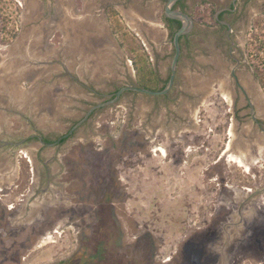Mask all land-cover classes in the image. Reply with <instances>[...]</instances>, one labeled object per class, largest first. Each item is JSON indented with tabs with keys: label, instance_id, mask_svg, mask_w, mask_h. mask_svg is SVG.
Instances as JSON below:
<instances>
[{
	"label": "rangeland",
	"instance_id": "rangeland-1",
	"mask_svg": "<svg viewBox=\"0 0 264 264\" xmlns=\"http://www.w3.org/2000/svg\"><path fill=\"white\" fill-rule=\"evenodd\" d=\"M67 1H44L37 13L33 0H0V58L14 41L11 33L19 32L28 6L32 17L39 15L36 23L47 28L45 40L38 38L42 31H32L29 44L42 43L32 57L48 58L43 68L53 70L54 59L43 55L61 42V33L54 29L61 15L59 6L62 3L70 10L69 4L81 7L87 0ZM189 2L195 12L205 5L200 0ZM161 11L156 4L153 17L159 19ZM132 21L125 14L121 22L136 35ZM109 39L135 76L130 50L120 47L116 35L110 34ZM246 52L264 89V13L254 15ZM58 67L55 64L54 69ZM57 75L53 85L65 86ZM140 97L125 94L98 110L96 135L88 142L79 141L63 156L61 173L54 178L53 200L43 194L42 207L31 219L21 207L35 177L36 166L25 156L32 157L30 150L22 145L0 146V264H84L83 258L89 259L85 264H264V209L257 211L252 202L264 197V158L261 163L258 156L247 161L250 168L245 171L223 155L229 129L219 127L221 99L210 96L199 103L196 126L200 130L184 131L190 143L185 147L179 136L173 143L158 138L157 108L151 97ZM6 118L9 124L0 122L3 140L8 129L11 135L23 134L26 127L21 118ZM162 144L166 155L156 151ZM229 197L232 208L222 212L220 202Z\"/></svg>",
	"mask_w": 264,
	"mask_h": 264
},
{
	"label": "flooded vegetation",
	"instance_id": "flooded-vegetation-1",
	"mask_svg": "<svg viewBox=\"0 0 264 264\" xmlns=\"http://www.w3.org/2000/svg\"><path fill=\"white\" fill-rule=\"evenodd\" d=\"M33 1L35 11L39 13L44 1L49 0ZM200 1L205 5L201 11L197 6V12L192 10L193 6L189 0H177L172 6L190 16L191 27L179 36L174 78L165 93L151 94L129 87L160 91L169 82L172 60L176 54L173 37L181 27V21L165 15L166 0H87L81 7L75 2L68 3L73 14L67 7L64 12H59L62 17L65 16H60L64 26L62 29L57 25L54 28L61 33L60 45L52 47L49 52L41 50L46 53L43 56L50 57L54 50L64 48L63 53L52 54L53 70L46 71L37 66L43 57L34 58L29 55L27 49L25 52L30 58L28 63L27 60L23 62L25 52L20 55L21 63L26 65L29 74L24 75L20 82L27 85L26 90L31 91L25 95L22 105L16 104L17 100L12 98L16 94L10 96L11 102L7 101L2 111L5 110L6 116L15 115L21 118L26 129L21 135H11L13 133L9 129L5 130L9 135L3 140L1 128L0 146L22 145L28 148L32 155V161L29 162L36 166L35 177L30 192L22 199L21 204L27 211V216H30L29 219L36 214V208L42 207L45 200L42 198L43 194H46L48 198H45L49 201L53 200L57 187L54 178L61 173L63 156L69 154L72 146L79 141L88 142L96 135L98 110L118 101L125 94H139L140 100L151 97L152 106H155L158 112V138L173 143L178 139L176 136H179L180 145L185 147H190V143L187 140L189 136L184 134V131L197 128L199 103L210 96L221 99L220 130L232 128L237 147L245 146L248 153L253 151V148H249L251 144H261H256L257 152H260L257 159L263 161L264 89L246 52V36L254 15L264 13V0ZM156 4L162 6L159 19L153 17ZM136 7L145 11L137 13ZM113 12H116L121 21L125 14L132 18L138 30L136 35L142 38L144 48L150 55L154 77L143 76L141 80L136 74L132 76L130 66L123 62L122 53V56L115 53L109 39L110 34L115 35L110 25ZM36 15L32 17L35 24L39 19V15ZM23 18L22 15L21 20ZM72 18L75 20L71 21ZM39 42L36 43L38 45L35 44L37 49ZM9 49V45L4 48L6 51L3 57L7 56ZM98 63H101V66ZM55 64L59 66L57 69H54ZM57 74L65 86L53 85ZM24 85L20 83L19 90L23 89ZM123 87L125 89L118 99L109 102ZM5 122L9 124L7 119ZM162 147L166 155V148L164 145ZM12 172L14 167L10 173Z\"/></svg>",
	"mask_w": 264,
	"mask_h": 264
},
{
	"label": "water",
	"instance_id": "water-1",
	"mask_svg": "<svg viewBox=\"0 0 264 264\" xmlns=\"http://www.w3.org/2000/svg\"><path fill=\"white\" fill-rule=\"evenodd\" d=\"M175 1H177V0H166L165 5H164V12H165V15L167 17L173 18V19H178V20L181 21V27L175 32L174 37H173V43H174L175 48H176V54H175V56H174V58L172 60L171 76L169 78V82H168L167 86L164 89L160 90V91H152V90H148V89H141V88H138V87H129V88H132V89L134 88L136 90L145 91V92H148V93H151V94H159V93L167 92L168 89L171 87L172 82H173V78H174V73H175L176 59L178 57V52H179V44H178L179 36L185 34L191 27V18H190V16L188 14H186L185 12H182L180 10L172 8V6L175 3ZM32 13H33V10H31V8H29L28 6L25 7V10L23 12L24 18L22 19L23 24H22L21 30L18 32V35L14 39V41L9 45L10 49H9V52H8L7 56L0 58V68H1L0 69V85L3 88V92L0 91V113H2V114L5 112V110L2 111V109L5 107L7 101L11 102L10 101V94H13L14 92H15V94L18 93L17 95L21 96L20 99L25 100V98H26L25 95L27 94V92L31 91V90H25V91H22V92L19 93L18 90H15L13 92H10L8 90V87L13 81H14V83L15 82L20 83L22 78H24L26 75L27 76L29 75V74H27L26 67L25 68L21 67V64H22L21 63L22 60L20 59L21 53L18 52L19 53L18 60H15L14 53L16 51H18L19 47H22L21 44H26L27 45V46H23V47H24V51L26 49L28 50L27 52L29 53V55L34 52V50L36 48L35 43H33V45L29 44V40H30V37L32 35L31 33H32L33 30H35L37 32L39 30L42 31V33H41V35L39 37L40 39L45 40V37H46V36H44V34L46 33V29L47 28L45 29L44 25L40 26L39 23L38 24L33 23L32 22ZM69 18H70V16H69ZM60 20L61 19L59 18V19H57L55 21V24H54L55 27H56V25L59 26V21ZM74 20L75 19L72 18L71 21H74ZM68 31H70V30H68ZM40 44H42V43L39 42V46H41ZM36 45H38V44H36ZM60 49L61 48H58L57 50H54V52H51L49 56L52 57V54L54 55V54H58V53H60V54L63 53L64 48H62L61 50ZM27 52H25V54ZM26 55H27L26 59H27V62H28V61H30V58H28V56H29L28 54H26ZM30 56H32V54ZM45 64H46V61L43 59L42 62L39 65H37V66H45ZM124 89H125V87L120 88L116 92V94L112 98V100H110L109 102H113L116 99H118L120 93Z\"/></svg>",
	"mask_w": 264,
	"mask_h": 264
},
{
	"label": "bare ground",
	"instance_id": "bare-ground-1",
	"mask_svg": "<svg viewBox=\"0 0 264 264\" xmlns=\"http://www.w3.org/2000/svg\"><path fill=\"white\" fill-rule=\"evenodd\" d=\"M60 7V10H59V12H64L65 10V6H63L62 4H61V6H59ZM58 9V8H57ZM60 13V14H61ZM66 13V12H65ZM62 15V14H61ZM70 15V14H69ZM67 16V18L69 17L68 15H66ZM62 17V16H61ZM63 17H65V16H63ZM62 17V18H63ZM92 17V16H91ZM130 21V20H129ZM132 25V24H131ZM133 26V25H132ZM93 37H95V36H93ZM96 38V37H95ZM94 38V39H95ZM88 39V38H87ZM91 39H93V38H91ZM96 40V39H95ZM91 42V41H90ZM94 42H96V41H94ZM96 44V43H95ZM90 45V44H89ZM92 45V44H91ZM97 45V44H96ZM44 51V50H43ZM18 52H20L21 54L23 53V52H25L24 50H23V47L21 48V49H18V51H16L15 53H14V58H15V60H18V58H19V53ZM5 67V66H4ZM42 68L43 67H45V66H41ZM1 69V68H0ZM44 70H45V68H43ZM34 76V75H33ZM21 83V82H20ZM20 83H18V82H15L14 83V81L9 85V87H8V90L10 91V92H13V91H15V90H19V88H21L19 85H20ZM0 91L1 92H3V88H2V86L0 85ZM15 94V92L13 93V94H10V96H12V95H14ZM18 94V93H17ZM16 94V95H17ZM16 95H14L12 98L14 99V100H17V103H19L20 105H22L23 104V100H21L20 101V97L21 96H16ZM11 98V97H10ZM18 98V99H17ZM16 103V104H17ZM7 116L5 115V113L4 114H1L0 113V122L1 121H3L4 123H6L5 121H6V118ZM228 134H229V137H228V141H227V143H226V145H225V150H224V152H223V155H225V156H227L228 158H229V160L230 161H233L234 163H237V165H239V166H241V167H243L244 169H245V171L247 170V169H249L250 168V166H249V164H248V162L247 161H251L250 159L251 158H254L255 157V155H257L258 157H259V155H260V152H257V150L258 149H256L257 147H255V149L253 148V151L251 150L249 153L248 152H246V149H244L243 147L242 148H238L237 147V145H236V143H235V141L233 142V138L231 137V136H234V132H233V130H232V128H230V130H229V132H228ZM235 149V150H234ZM164 151V149H163V147L162 146H157L156 147V151ZM241 152V153H239L238 154V152ZM26 155V157H28L29 158V161L31 162L32 160H31V156H30V154H28V153H26L25 154ZM245 156L246 155V157L244 158L243 156ZM251 157V158H250ZM245 159H246V161H245ZM247 162V163H246ZM6 175H7V173H6ZM3 178V177H2ZM231 193H229V195H230ZM232 195V194H231ZM225 197V196H224ZM238 197V196H237ZM230 199L228 200V199H223V202H220V204L221 205H219V210H221L222 212L224 211V210H226V212L228 211V210H231V208H232V205H231V199H232V197H229ZM252 202H254L253 203V206L257 209V211H258V209H260V208H263L264 209V197H261V198H259V199H257V200H255V201H252ZM236 204V203H235ZM250 204H252V203H250ZM222 207H224V208H222ZM253 208V207H252ZM218 209V208H217ZM261 210V209H260ZM221 212V213H222ZM256 212V211H255ZM218 214H220L221 215V213H219V212H217ZM217 213H215V217L217 218L218 217V214ZM229 214V213H228ZM264 215V214H263ZM262 216V215H261ZM245 246V245H244ZM242 251V250H241ZM236 259V256L234 255V256H232L231 257V260H235ZM213 264V263H212Z\"/></svg>",
	"mask_w": 264,
	"mask_h": 264
},
{
	"label": "trees",
	"instance_id": "trees-1",
	"mask_svg": "<svg viewBox=\"0 0 264 264\" xmlns=\"http://www.w3.org/2000/svg\"><path fill=\"white\" fill-rule=\"evenodd\" d=\"M110 25L113 29L114 34L117 36L120 44L130 50V53L133 57V66L136 71L137 77L141 80L143 76L154 77L152 63L148 54L145 51V48H143L138 37L129 29H127L123 22H121L120 17L116 15V12L112 13V16L110 18ZM16 35L17 30L13 31L10 37L14 38ZM136 49L140 50L138 54L134 53ZM82 260L84 264L89 261L88 258H83ZM74 263V261H70L67 264Z\"/></svg>",
	"mask_w": 264,
	"mask_h": 264
}]
</instances>
